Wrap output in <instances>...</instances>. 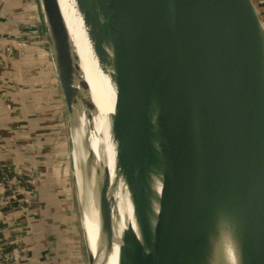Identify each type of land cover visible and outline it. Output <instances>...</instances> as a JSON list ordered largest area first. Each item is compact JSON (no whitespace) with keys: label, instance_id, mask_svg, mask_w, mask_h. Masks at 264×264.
Returning a JSON list of instances; mask_svg holds the SVG:
<instances>
[{"label":"water","instance_id":"obj_1","mask_svg":"<svg viewBox=\"0 0 264 264\" xmlns=\"http://www.w3.org/2000/svg\"><path fill=\"white\" fill-rule=\"evenodd\" d=\"M75 1L115 90L113 171L92 146L98 106L60 2L39 3L88 264H107L116 244L117 264H264V17L255 0ZM119 192L133 220L118 234ZM85 202L98 212L95 248Z\"/></svg>","mask_w":264,"mask_h":264},{"label":"crops","instance_id":"obj_2","mask_svg":"<svg viewBox=\"0 0 264 264\" xmlns=\"http://www.w3.org/2000/svg\"><path fill=\"white\" fill-rule=\"evenodd\" d=\"M16 16H39L41 32L0 22V165L14 174L0 203L10 185L20 195L17 208L0 209V234L15 264H86L67 107L39 0H0V18Z\"/></svg>","mask_w":264,"mask_h":264},{"label":"bare ground","instance_id":"obj_3","mask_svg":"<svg viewBox=\"0 0 264 264\" xmlns=\"http://www.w3.org/2000/svg\"><path fill=\"white\" fill-rule=\"evenodd\" d=\"M60 6L66 20L68 29L73 38L75 46L80 55L84 75L88 80L98 111L94 114V128L91 132L92 146L99 158L106 157L111 171L114 164V148L110 138V115L114 110L115 90L109 77L104 74L98 65L97 58L91 48L84 26L83 19L79 13L75 0H59ZM83 131L86 130L88 121L82 117ZM105 154V155H104ZM78 151L76 158L78 159ZM120 219L116 222V231L121 233L128 221L133 220V210L128 193L119 192L117 195ZM85 228L87 236L93 248L96 246L98 236V212L92 209L88 202H85ZM118 245L114 246L113 254L107 264H117Z\"/></svg>","mask_w":264,"mask_h":264},{"label":"trees","instance_id":"obj_4","mask_svg":"<svg viewBox=\"0 0 264 264\" xmlns=\"http://www.w3.org/2000/svg\"><path fill=\"white\" fill-rule=\"evenodd\" d=\"M13 176H14L13 172H11L6 166L0 165V181L3 180L4 185H6L7 182L9 183V181H11ZM9 196L11 198H8ZM19 199H20V195L17 193V189L12 185L8 186L7 192L3 198V203H0V209L2 211L8 212L9 210L17 208L19 204ZM0 238L2 240L1 244L7 247L9 251H11V248L6 245L1 234H0Z\"/></svg>","mask_w":264,"mask_h":264},{"label":"rangeland","instance_id":"obj_5","mask_svg":"<svg viewBox=\"0 0 264 264\" xmlns=\"http://www.w3.org/2000/svg\"><path fill=\"white\" fill-rule=\"evenodd\" d=\"M255 2H256L258 8L260 9V11H261V13H262V15L264 17V0H255ZM16 13H18V12H16ZM19 13H20V15L23 14V12H19ZM11 16H13V14H11ZM38 17L39 16H36V18L24 17L25 19L23 17H21L22 18L21 19V18H17V16H16V18H14V17H10V18H12V19H19L21 21H25V22H28V23H31V24H34V25H38L39 26L40 25V22H36V21L39 20ZM68 134H69V138H70V131H69ZM70 142H71V138H70ZM71 152H72V143H71ZM70 156H71L70 157V160H71V166H70L71 167L70 168V170H71V180H72V182L74 184V188H75V195H76L77 205H78V219H79L80 227H81L82 232H83L82 221H81V212H80V207H79V203H78V191H77V187H76V180H75L74 168H73V163H72V160H73L72 159V154H70ZM85 261H86V264H88L87 251H86V249H85Z\"/></svg>","mask_w":264,"mask_h":264},{"label":"built area","instance_id":"obj_6","mask_svg":"<svg viewBox=\"0 0 264 264\" xmlns=\"http://www.w3.org/2000/svg\"><path fill=\"white\" fill-rule=\"evenodd\" d=\"M11 51V50H10ZM0 186H4V181H0ZM8 198H11L10 196ZM0 238V264H15V256L12 251L1 244Z\"/></svg>","mask_w":264,"mask_h":264}]
</instances>
